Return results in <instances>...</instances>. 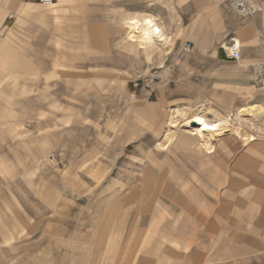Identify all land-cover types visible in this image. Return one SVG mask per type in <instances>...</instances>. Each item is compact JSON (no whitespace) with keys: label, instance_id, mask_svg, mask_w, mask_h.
<instances>
[{"label":"rangeland","instance_id":"1","mask_svg":"<svg viewBox=\"0 0 264 264\" xmlns=\"http://www.w3.org/2000/svg\"><path fill=\"white\" fill-rule=\"evenodd\" d=\"M56 16L54 11L45 20L55 22L46 25L54 34V44L48 43L50 34H42L35 43L33 57L41 64L29 72L22 67L0 72V264H173L176 256L181 264H224L233 255L241 256L242 234L235 235L239 240L234 242H219V253H160L165 242L150 229L154 225L150 215L137 208L146 212L154 200L166 202L162 193L148 194L155 180L144 170L154 163L143 155L148 146L153 148L154 124L133 86L138 78L159 73L157 67L146 65L159 42L130 41L126 23L131 19H124L111 34L112 46L122 62L124 45L136 43L141 48L138 66L124 60L114 66L122 73L113 74L103 72L106 67L61 65L66 60L57 54V36L61 40L62 35L54 32L61 27ZM19 20L9 16L6 25L22 28ZM140 23L159 30L151 19ZM73 36L82 47L84 34ZM16 52L22 63V50ZM79 53L75 62L82 61ZM250 102L236 116L245 113L250 134L264 138V98ZM181 118H176L177 123ZM220 121L232 134L231 127L241 128L230 116ZM167 197L186 205L183 196ZM153 208L154 213L159 211ZM160 217L157 225L171 221L169 216ZM135 225L142 231L150 229L149 236L141 230L134 233L130 250L135 253H123ZM183 237L187 250L199 248L194 234ZM210 244L204 242L203 251Z\"/></svg>","mask_w":264,"mask_h":264},{"label":"crops","instance_id":"2","mask_svg":"<svg viewBox=\"0 0 264 264\" xmlns=\"http://www.w3.org/2000/svg\"><path fill=\"white\" fill-rule=\"evenodd\" d=\"M33 1L0 0V72L6 68L15 72L21 67L29 72L30 67L41 64L33 57L35 43L42 40V34H50L48 43L54 44V34L46 25L55 22H45L54 11L57 26L61 23L54 32L62 35L61 40L57 36V54L66 60L61 65L106 67L102 71L113 74L122 73L114 66L124 60L126 65L138 66L141 48L134 42L126 43L119 62L111 34L124 19L154 21L166 40L152 47L146 65L158 68L160 81L151 90L136 88L134 92L143 97L147 118L154 124L150 136L153 148L148 146L143 155L154 163L144 170L155 180L147 193H162L166 202L154 200L152 210L146 212L137 208L150 215L154 225L148 223V227L165 242L160 253H219V242H234L238 239L235 235L242 234V255L237 259L233 255L224 264H264V138L259 136L244 145L228 130L226 135L210 139L213 149L208 154L199 142L182 141L188 134L180 127L166 150L158 148L176 113L183 116L179 126L193 114L204 116L208 123L231 116L232 123L241 125L240 132L251 135L245 113L240 119L236 115L247 110L250 99L264 98V0H253L261 9L253 18L234 14L228 0H54L50 6L40 5L46 9ZM13 15L20 18L22 28L16 23L6 25V19ZM79 31L84 34L82 47L73 36ZM225 43L238 47L237 60L226 58L222 50ZM187 44L191 47L188 51L184 48ZM16 48L22 50V63ZM79 50L82 61L75 62ZM137 151L143 153L141 147ZM167 195H182L187 205L171 201ZM153 207L159 211L154 213ZM160 215L164 219L169 216L171 221L157 225ZM131 228L123 253H135L130 245L134 233L142 230L136 225ZM150 229L141 234L149 236ZM187 234H194L198 249L187 250L183 237ZM206 241L211 244L203 251ZM176 257L171 263L181 264Z\"/></svg>","mask_w":264,"mask_h":264},{"label":"bare ground","instance_id":"3","mask_svg":"<svg viewBox=\"0 0 264 264\" xmlns=\"http://www.w3.org/2000/svg\"><path fill=\"white\" fill-rule=\"evenodd\" d=\"M126 26H127V29L129 30L128 31V39L130 41H137L143 45L150 43L152 40H155L156 42L165 41L164 35L159 30L155 29L151 25L141 24L137 20H130L126 23ZM244 111H245L244 109H241L238 113L242 114ZM180 116H181L180 114L176 113V118L177 117L181 118ZM176 118L174 117L169 121L168 129H167L166 134L164 136L163 142L158 144V147L160 148L161 151L167 149L169 142H171L173 140V138L176 136L180 127H184V126L190 127L191 130L186 131L188 133V137H183V138L188 140L189 143H192V141L193 142L194 141L199 142L201 147H203L205 152L208 154H210L211 150L213 149L212 144L210 142V139H212L213 137L220 136L224 131H228L227 124L222 123L224 120L222 122L218 121L216 123H213V122L208 123L205 120L204 116H202L200 114H193L192 116H190L189 119H185L184 123L181 126H179ZM193 123L195 124L194 125L195 127L192 126ZM225 123H227V122H225ZM231 128H232L231 131H233L234 134L236 136H238V138L241 140L240 142L244 145H247V144H250L251 142H254L258 136L256 134L248 135L245 132L241 133L239 131V129H240L239 127H231ZM243 163H244V161H243ZM240 165H242V164H240ZM179 197L182 198V196H179ZM207 217H209V216H207Z\"/></svg>","mask_w":264,"mask_h":264},{"label":"built area","instance_id":"4","mask_svg":"<svg viewBox=\"0 0 264 264\" xmlns=\"http://www.w3.org/2000/svg\"><path fill=\"white\" fill-rule=\"evenodd\" d=\"M34 1L44 6H50L54 3V0ZM227 5L234 14L240 17L253 18L261 10L260 7L253 2V0H228ZM184 48L188 51L191 47L187 44ZM222 50L228 60L232 61L239 58V50L236 45L225 43L222 46ZM158 82L159 76L157 73H148L144 77L138 78L133 86L135 88L140 86V88L145 90H151Z\"/></svg>","mask_w":264,"mask_h":264},{"label":"water","instance_id":"5","mask_svg":"<svg viewBox=\"0 0 264 264\" xmlns=\"http://www.w3.org/2000/svg\"><path fill=\"white\" fill-rule=\"evenodd\" d=\"M195 124L193 123V126H194Z\"/></svg>","mask_w":264,"mask_h":264}]
</instances>
